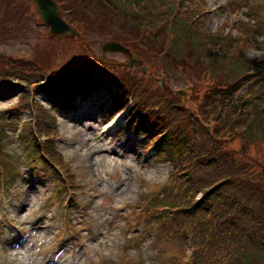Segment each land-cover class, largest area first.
Wrapping results in <instances>:
<instances>
[{"label":"rangeland","instance_id":"obj_1","mask_svg":"<svg viewBox=\"0 0 264 264\" xmlns=\"http://www.w3.org/2000/svg\"><path fill=\"white\" fill-rule=\"evenodd\" d=\"M61 2L54 4L75 36L51 34L32 0H0V264L187 262L189 243L178 240L177 226L170 219L158 220L151 227L146 221L131 223L132 206L143 208L146 200L155 198L171 169L158 160L143 135L129 129L127 111L104 134L105 109L127 73L143 81L142 88L149 94H167L192 114V120L204 123L210 119L204 95L212 94L211 84L221 83L215 71L192 63L190 67L169 66L157 55L159 48L153 43L147 50L131 44L128 54L104 52L105 42L119 43L124 35L122 39L120 33L96 24L101 18L90 26L81 23L80 13L73 11L71 18L68 6L76 3L84 8L86 4ZM174 2L180 4V12L198 15L196 21L204 31L230 37L239 35L236 26L241 23L254 25L247 19L252 14L264 18V0H248L244 6H237L240 0ZM103 23L109 26L107 19ZM162 33L159 44L165 41ZM245 50L249 59L260 55L253 47ZM11 66L26 74L32 67L42 70L40 84L47 82L53 70L85 68L93 71V79H102L104 86L90 87L86 98L76 99L79 107L72 112L51 111L43 95L33 92L17 75L6 78ZM28 93L33 106L29 111L20 110L19 103ZM104 97L110 98L100 108ZM39 106L54 119L56 134L49 133L46 123L50 119ZM25 122L41 130L39 137L35 135L39 143L50 142L56 148L63 170L57 165L48 168L37 158L32 161L31 149L17 136ZM237 145L239 139L228 147ZM252 154L264 162V153L254 150Z\"/></svg>","mask_w":264,"mask_h":264},{"label":"trees","instance_id":"obj_2","mask_svg":"<svg viewBox=\"0 0 264 264\" xmlns=\"http://www.w3.org/2000/svg\"><path fill=\"white\" fill-rule=\"evenodd\" d=\"M61 1L67 5L72 0H54L56 4ZM75 1L86 5L68 6L71 18L73 11L80 13L82 22L77 19L88 26L101 18L96 24L124 35L119 43L126 48L133 44L147 50L153 43L169 66L204 67L215 71L222 84H211L212 94L204 95L210 119L201 123L192 120V114L172 97L149 94L142 88L143 81L124 73L107 119L128 108L131 131L142 134L158 160L171 169L155 198L146 200L143 208L132 206L131 223L146 221L147 227L158 220L175 223L176 237L181 243L188 241L192 249L187 262L175 264H264V162L252 154L254 150L264 153V18L252 14L247 19L254 25L241 23L236 26L239 35L230 37L204 31L196 21L198 15L180 12L174 0ZM247 3L240 0L237 6ZM106 19L109 26L103 23ZM161 33L163 44L158 43ZM248 46L260 55L247 58ZM8 72L7 79L17 75L37 95L43 94L52 111L77 109L76 99L88 96L90 87L101 85L93 79V71L85 68L53 70L43 84L37 81L40 69L32 67L26 74L11 66ZM29 97L30 93L19 103L20 110L32 108ZM38 109L50 119L46 123L49 133L56 134L52 116L41 106ZM22 125L17 135L20 142L46 167L63 170L56 148L36 140L41 130L30 122ZM238 139L240 145L228 147Z\"/></svg>","mask_w":264,"mask_h":264},{"label":"water","instance_id":"obj_3","mask_svg":"<svg viewBox=\"0 0 264 264\" xmlns=\"http://www.w3.org/2000/svg\"><path fill=\"white\" fill-rule=\"evenodd\" d=\"M38 10L39 17H41L43 23L49 27L50 33L54 35L64 34V35H72L75 36L76 32L74 29L65 23L62 18L58 15L57 7L51 0H32ZM103 51L109 52H120L122 54H128L127 48L120 45L119 43L112 41V42H105L102 45ZM136 61H134V64ZM143 71H145L143 69Z\"/></svg>","mask_w":264,"mask_h":264},{"label":"bare ground","instance_id":"obj_4","mask_svg":"<svg viewBox=\"0 0 264 264\" xmlns=\"http://www.w3.org/2000/svg\"><path fill=\"white\" fill-rule=\"evenodd\" d=\"M97 80H100V86L99 88H102L104 86V84H102V79H97ZM110 97H104V99L102 101H100L99 103L101 104V106H99L100 108L103 107V105L106 104L107 101H109ZM123 117V115H119L116 117V119H114L112 122L108 123V126H106L104 129H103V133L105 134V132H107L108 130H110L111 128L113 127H116V125H118V123L120 122V119Z\"/></svg>","mask_w":264,"mask_h":264},{"label":"clouds","instance_id":"obj_5","mask_svg":"<svg viewBox=\"0 0 264 264\" xmlns=\"http://www.w3.org/2000/svg\"><path fill=\"white\" fill-rule=\"evenodd\" d=\"M24 264H27V262H24Z\"/></svg>","mask_w":264,"mask_h":264}]
</instances>
